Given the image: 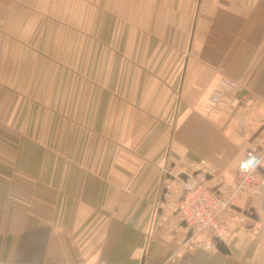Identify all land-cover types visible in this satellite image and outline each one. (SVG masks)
<instances>
[{"label": "crops", "instance_id": "obj_1", "mask_svg": "<svg viewBox=\"0 0 264 264\" xmlns=\"http://www.w3.org/2000/svg\"><path fill=\"white\" fill-rule=\"evenodd\" d=\"M53 1L65 32L68 0ZM73 1L78 14L83 0ZM96 1L110 45L121 25L124 96L135 81L141 104L150 93L169 137L163 124L135 123L132 137L133 123H113L105 147L68 155L51 123H18L23 97L34 101L35 81L48 79L36 65L49 63L57 13L52 0H0V264H264V194L236 196L222 213L223 250L208 231L187 237L163 177L166 164L181 180L212 169L210 186L233 191L246 153L261 152L264 0ZM227 77L240 90L213 102Z\"/></svg>", "mask_w": 264, "mask_h": 264}, {"label": "rangeland", "instance_id": "obj_2", "mask_svg": "<svg viewBox=\"0 0 264 264\" xmlns=\"http://www.w3.org/2000/svg\"><path fill=\"white\" fill-rule=\"evenodd\" d=\"M81 3L82 11L76 14L74 1H67L66 31L62 32L54 26L64 20L62 15H58L63 14V10L59 2L52 0V11L57 14L52 13L49 17L52 25L50 48L43 51L44 56H49V63L36 65V70L48 74V79L35 81L34 101L29 97L27 104V97H23L25 102L20 106L18 123H51L49 130L55 137V147L68 155L78 151L90 152L96 140L100 149L105 147L108 137L112 138V133L117 130L113 123H133L130 129L132 137L138 129L135 123H149V130L153 132L160 130L159 124H163L161 135L168 138L172 125L156 123L164 118V113L156 110L159 105L156 107L150 93L145 96L147 104L145 100L141 104L137 93L143 87L136 86L135 81L132 95L123 94L122 75L128 65L123 63L125 49L117 47L122 43L121 25L115 24L112 38L115 46L110 45L106 31L108 9L96 0H83ZM46 20L48 17L45 23ZM134 73L138 81L139 74L137 71ZM22 84L24 86V82ZM179 101L180 95L175 91L174 109H177ZM164 166V180L169 173L170 181L166 183L171 184L176 193L182 181L175 178L177 173L172 171L171 164ZM208 233L212 234L211 231Z\"/></svg>", "mask_w": 264, "mask_h": 264}, {"label": "built area", "instance_id": "obj_3", "mask_svg": "<svg viewBox=\"0 0 264 264\" xmlns=\"http://www.w3.org/2000/svg\"><path fill=\"white\" fill-rule=\"evenodd\" d=\"M240 88L238 80L224 78L212 100L218 103L224 96L232 95ZM261 146L260 153L248 151L240 162L236 187L233 191L218 192L210 186L209 176L216 175L212 169L199 167L194 174H187L185 180L180 179L179 173L175 175V178L178 177L182 181V185H179V191L176 193L172 185L167 186L165 198L174 201L177 216L181 222L187 223V229L192 228L194 234L208 230L214 236L223 239L227 236L229 228L220 221V217L231 206L234 198L243 196L254 204L262 197L264 194V132Z\"/></svg>", "mask_w": 264, "mask_h": 264}, {"label": "water", "instance_id": "obj_4", "mask_svg": "<svg viewBox=\"0 0 264 264\" xmlns=\"http://www.w3.org/2000/svg\"><path fill=\"white\" fill-rule=\"evenodd\" d=\"M252 211H253V209H252ZM181 225H182L184 228H186V229L188 228L187 223H186L185 221L181 222ZM193 234H194V233H193V229H192V228L188 229V235H187V237L189 238V237H191ZM216 239H217V241H218V247L224 250V246H225V245H224L223 240L220 239V238H216Z\"/></svg>", "mask_w": 264, "mask_h": 264}, {"label": "clouds", "instance_id": "obj_5", "mask_svg": "<svg viewBox=\"0 0 264 264\" xmlns=\"http://www.w3.org/2000/svg\"><path fill=\"white\" fill-rule=\"evenodd\" d=\"M246 171L248 170V169H245Z\"/></svg>", "mask_w": 264, "mask_h": 264}]
</instances>
